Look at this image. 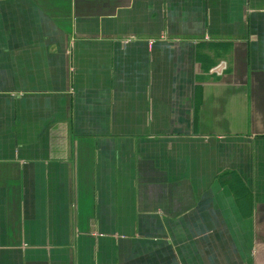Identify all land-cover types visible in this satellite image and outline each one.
<instances>
[{"label": "crops", "instance_id": "obj_1", "mask_svg": "<svg viewBox=\"0 0 264 264\" xmlns=\"http://www.w3.org/2000/svg\"><path fill=\"white\" fill-rule=\"evenodd\" d=\"M0 264H264V0H0Z\"/></svg>", "mask_w": 264, "mask_h": 264}]
</instances>
